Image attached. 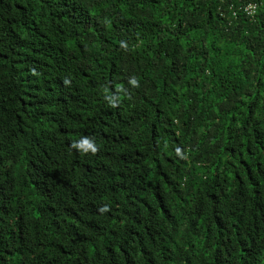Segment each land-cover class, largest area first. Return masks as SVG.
I'll return each mask as SVG.
<instances>
[{
    "label": "trees",
    "instance_id": "1",
    "mask_svg": "<svg viewBox=\"0 0 264 264\" xmlns=\"http://www.w3.org/2000/svg\"><path fill=\"white\" fill-rule=\"evenodd\" d=\"M0 264H264V0H0Z\"/></svg>",
    "mask_w": 264,
    "mask_h": 264
},
{
    "label": "built area",
    "instance_id": "2",
    "mask_svg": "<svg viewBox=\"0 0 264 264\" xmlns=\"http://www.w3.org/2000/svg\"><path fill=\"white\" fill-rule=\"evenodd\" d=\"M243 11L250 17H254L258 11V4L251 2L243 7Z\"/></svg>",
    "mask_w": 264,
    "mask_h": 264
}]
</instances>
